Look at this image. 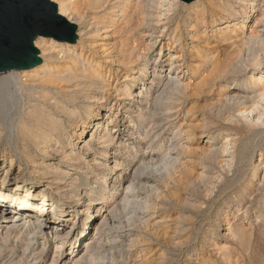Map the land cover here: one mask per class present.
Listing matches in <instances>:
<instances>
[{"label":"bare ground","instance_id":"obj_1","mask_svg":"<svg viewBox=\"0 0 264 264\" xmlns=\"http://www.w3.org/2000/svg\"><path fill=\"white\" fill-rule=\"evenodd\" d=\"M51 1L59 14L75 25L74 42L60 43L39 37L34 45L39 52L40 65L0 73V251L4 249L8 255H13L8 261L0 259V264H45L44 255L50 257L48 264H114L110 258L114 244L103 246L101 240L109 230L105 228L114 222L116 211L125 212L131 204L136 205V196L132 200V193L143 183L141 176L151 161L148 151L162 129L155 127L157 122L150 111L153 106H160L175 96L174 93L187 94L191 86L192 94L197 96L210 92L216 81L243 71L244 75L250 67L254 72L243 82L246 92L238 94L236 99L252 103L255 109L238 111L236 117L256 124V128L261 126L262 130L257 129L254 135L264 133V71L261 68L264 65V0H194L189 4L179 0ZM178 6L185 11L182 26L187 29L188 53L194 61L190 75L196 80L191 86L180 78V51L166 59L169 44L160 43L157 58L153 61L149 58V52L158 48L156 39L159 37L154 36L163 33L157 30L161 27L164 30L171 22L166 13ZM181 30V26L176 25L168 34L175 43L181 41ZM259 46L262 52L254 53ZM242 54L244 60L239 58ZM166 63H169L167 71L157 70ZM221 87L219 82L215 97L229 98L230 85L225 91ZM176 107L174 115L181 116L182 109L175 103L167 105L164 112L175 111ZM174 120L178 121V117ZM178 124L180 134L176 132L177 135H186V142H191V137L183 130L184 121ZM233 144L223 135L212 142L213 161L227 174H231L238 160ZM257 150L264 153L260 145ZM258 155L255 159L248 158L254 165L253 173L243 182L236 199L221 203L217 208V224L222 226V232H228L227 239L239 247V251L236 247L228 250V245L217 248L212 244L214 254L220 256L223 264H243L239 253H247L253 246L250 239L243 238L241 227L244 225L241 224L246 218L247 204L252 203L248 193L253 188L257 193L264 183V157ZM246 196L249 201L244 202ZM231 205L236 213L232 225L226 219ZM252 232H247L249 237ZM110 239L106 240L112 242ZM208 240L206 237L205 241ZM126 243L124 251L120 250L125 257L119 253L123 264H158L162 259L160 255L158 261L154 259L156 256L147 259L146 255L129 263L134 258L133 241ZM179 244L174 243V246ZM103 254L107 258L102 259ZM192 257L197 264H216L210 257L202 259L197 251ZM254 257L252 252L247 253L248 262Z\"/></svg>","mask_w":264,"mask_h":264},{"label":"rangeland","instance_id":"obj_2","mask_svg":"<svg viewBox=\"0 0 264 264\" xmlns=\"http://www.w3.org/2000/svg\"><path fill=\"white\" fill-rule=\"evenodd\" d=\"M166 15H168L171 18V22L166 26V28L164 30L162 27H161L162 29L159 28V30H157L158 32L163 31V33L160 34V36H158L159 34L154 36V37H159L158 39H156L158 48L155 47L154 49H152L149 52L150 61H153V59L157 58L160 43H161V45L164 43H165L164 45L169 44V47L167 49L168 51L166 52L167 56H165V58L167 59L172 54L180 51V59H179L180 69H179V72H182V73H179V74H180L181 81L183 80L185 84H189L190 86L194 85L196 78H194V77H192V75H190L192 72V69L190 67L192 66V64L194 62V61H192L193 56H191L188 53L189 41L187 38H185L186 34H187V29L183 28V26H182L183 25L182 20L185 17L184 8L178 6V7L174 8L172 10V12L171 11L167 12ZM176 25L181 26V29H182L181 30V41H180V43H175L176 41L174 42L171 40L172 39L171 35H168V34H170L171 29H173ZM183 32H184V34H183ZM166 37L168 38V40ZM164 39H165V41H164ZM182 46H183V48H182ZM165 49H166V47H164V50ZM256 49L257 50H255L254 53L260 54L262 52L260 46L257 47ZM239 58L243 59V60L245 59L243 54H242V56L240 55ZM180 60H182V61H180ZM239 66L241 67V64H239ZM168 68H169V63H166L163 66H160L157 70L158 71H163V70L167 71ZM261 68H263V71H264V65ZM246 70H247L246 74H244V75H243V73H244V71H243V73L238 74L237 76H235V74H233V75H229L228 77L224 78L223 80L216 81L210 92L206 91L202 95L197 96V95L192 94V92H191L192 86H191L190 89L187 91V94H186V92L183 93L181 91L174 93L175 96L172 95L171 99L163 101L160 104V106L155 105L151 108L150 111L152 113L153 118L155 119V123L157 122L155 124L156 125L155 127L160 128V126H161L162 129L160 130V136H158V138L155 141H153L154 143H152V144H154V145L151 146V148L148 151V153L150 155L149 160H151V161L148 162L149 165L145 166L146 168H144V169H146V170L143 172L145 174H143V176H141L142 182L145 183L146 185L141 183V184H139L138 187L136 186V188H134V191L136 190V192L132 193L133 198H131V199L134 200L135 196H136V199L138 200V201H136V199H135L136 205L134 204V201H132V203L134 205L131 204L130 207L127 208V210L125 212H122L119 210L116 211L117 213H115L113 215V218H112L114 222H112V224H110L107 228H105L106 230H108V229L109 230L105 231L106 236H105V238H102V240H101L103 242V243L101 242V245H103V246H105V245L107 246L111 243L114 244L115 249L112 250V256L110 257V258H113L114 264L115 263L116 264H121V263L123 264L124 263V260H122V258H120V256L123 255V257H125V254L123 252H120V250L124 251L125 245H127L126 242H131V241H133L132 246L134 247V248L133 247L131 248V252H133L135 256L133 255L134 258L131 259L129 261V263H132V260L136 262L137 259L140 260L141 258H145L146 255L148 257L147 259H149L151 257L153 258L156 256L154 259H156L158 261L159 255H160V256H162V259L159 260L158 264H197L194 260V257L191 258V255H193V253H195L197 251L198 255H201L202 259H209V257H210V259L215 261L216 264H223L220 262V260H221L220 256L214 254L213 245H216V247L228 245V247H227L228 250L236 247V249L239 251L238 245L235 242H233V240L227 239L228 232H225V231L222 232V226H220V224L219 225L217 224V219L215 217L217 215V211H218L217 208H218L219 204L224 203L226 201L231 202V201L235 200L239 194V191L242 188L243 182L245 181V179H247V177L249 178L251 176V174L253 173L252 169H254V165H251L249 163L248 158L249 157H254V159L258 158V156H259L258 154H261L262 157H264V153L263 152L258 153V150H257L258 145H260V146H262V148H264V141H263L264 140V136H263L264 133L263 132L258 133L259 136L256 133L255 134L256 138L254 135L256 130L258 129L257 131H259L262 127L258 125V128H256L257 127L256 124H254V125L249 124V123H247V121L238 120L236 117L238 111L242 110L244 112V111L249 110L247 112H252L255 109L254 106L251 105L252 103H246L242 100L237 101V99H236V96L242 95L240 93L246 92L245 88H243L244 87L243 82H247L248 76L252 72H254L252 69H250V67H247ZM232 76H234V77H232ZM191 79H193L194 81ZM219 82L221 83V86H222L221 90L225 88L223 91H225L227 89V87H229V85H230V87L228 88V90L232 92L231 96H229L230 99L229 98L224 99V98L215 97L217 94L216 90H217V86H218ZM238 89H239V91H238ZM238 94H240V95H238ZM208 95H210V96H208ZM232 96H233V98H232ZM213 98H214V101H213ZM176 99H178V100H176ZM207 99H209L210 101H208ZM216 100H217V103H216ZM222 100H225V101H222ZM189 101H191V102H189ZM163 103H165V104L163 105ZM170 103L171 104L175 103L177 106H179L178 109L179 108L182 109V110L180 109L181 113H182L181 116L179 114L180 117L178 115L177 116L174 115L176 110H177V107H176L175 111L172 110L170 112L169 111L164 112L165 110H167L166 109L167 105H169ZM181 103H182V105H181ZM247 104H249V105H247ZM153 108H155V109H153ZM186 108H188V109H186ZM152 110H154V111H152ZM184 110H186L187 112L189 111V112L187 113ZM155 115L158 116L159 118L156 117ZM170 115L172 116V118ZM175 117H178V121L174 120ZM182 117H184V118H182ZM164 118L167 119V121ZM172 121H174V122H172ZM181 121H184V125H185L184 127L185 128H183V130L185 131V133L187 135H189L191 137V142H188V143L186 142L187 139L184 138V137H187L186 135H181V136L177 135V133L180 134L179 133L180 132V126L178 123H180ZM191 121H192V123H191ZM158 123H160V124L162 123L163 125L162 124L160 125ZM176 125L179 127H177ZM241 125H242V127H241ZM163 126H164V128H163ZM175 127H176V130H175ZM171 130H172V132H171ZM174 132L175 133L177 132V133L174 134ZM216 135L217 136L218 135L228 136L229 141H231V143H234L233 144L234 149L237 152L234 149H233V151L235 152V155L238 159V160H236L238 164L237 163L233 164V169L231 171V174H227L226 172H224L223 169L219 168V166H216V164L213 161V158L211 156L212 142L217 137ZM254 139H255V141H254ZM252 142H253V144H252ZM254 142L255 143L257 142L258 145L255 144ZM177 143L181 147L178 146ZM157 145H159V146H157ZM184 145L185 146L187 145L186 148ZM251 145H253L255 147H253ZM209 147L211 149H209ZM171 148H173V149H171ZM179 150H181V151H179ZM253 150H254V152H253ZM241 152L244 154H240ZM249 152H250V154H249ZM164 155H166V156H164ZM175 155L179 156L178 161L176 160ZM240 155H242V157L246 156L245 159L243 158L244 161H246V162L243 161V159L241 158ZM156 158L159 160H157ZM160 158H162V159H160ZM167 158H169V159H167ZM152 159H155L156 161L155 160L153 161ZM157 161H158V163H155ZM179 161L181 164L179 163ZM201 162H203V163H201ZM160 164H162V165H160ZM163 165H164V167H163ZM173 167H175V168L173 169ZM242 167H243L244 171L242 170ZM147 168H149V169H147ZM234 170L236 171V173ZM148 171L150 172L151 176L149 175ZM151 171H153L155 173H153ZM165 174H166V177H165ZM157 178H159V179H157ZM229 180L231 181V183ZM232 184L234 186H232ZM240 184H241V186H240ZM150 187H152V190ZM137 188H139L141 191L140 192L137 191V190H139ZM148 188H149V190H148ZM173 188H175V189H173ZM142 190H143V192H142ZM254 190H255V188H253L248 193L247 196L250 195L249 198L247 196L244 197V202L251 200L252 203H251V205L247 204L249 206H248V211L246 213V218H245V221L244 220L242 221L243 224H241V226L244 225L243 226L244 228L241 227V230H244V231H241V232H242V235L245 234V237L243 236V238H247L246 240L250 239L249 242H252L251 245H253L250 247V249L248 250L247 253L250 254L252 252L253 256H255V257L253 258V261L250 263L247 261V253H239L241 255V257H239V259H241V260L244 259L243 264H247V263L248 264L249 263L250 264H264V227H263L264 221H262V220H264V214H262V212H264V199H263L264 198V183L262 185H260L259 191H261V192L263 191L262 193L259 191L257 193H255ZM160 191H162V192H160ZM145 194H147L148 196ZM240 197H239V199H241ZM253 197H255V198L253 199ZM247 198L249 200H246ZM149 199H151V202ZM155 200H157V201H155ZM197 202H198V205L195 204ZM233 203L236 204L235 201ZM137 204L138 205L141 204V205L138 206ZM154 205H156V206H154ZM136 206H138V207H136ZM241 206H243V205H241ZM26 209L28 211H32L33 213L37 212L35 209H32V208H26ZM242 209L244 210L245 207ZM133 210H137L136 214L132 213ZM259 212H261V214ZM125 213H127V214H125ZM247 214H248V216H247ZM258 214L261 215L260 216L261 219H260ZM131 215H133V216H131ZM141 215H143V216H141ZM235 215H236L235 208H234V206L231 205L230 209L227 211V216H226L228 223H230L231 225H232V223H234L233 218ZM257 215H258L259 219H258ZM121 216L123 218H121ZM55 217L56 216H54L53 218L55 219ZM135 217L138 219L137 221H135L136 220ZM255 218H257L256 221H255ZM120 220H121V223H120ZM143 220H144V222H143ZM145 220H146V222H145ZM134 222H136V223H134ZM118 223H120V224H118ZM122 223H123V226L126 227V229H125V227L121 226ZM125 224H127V225H125ZM162 224H165V225H162ZM116 228H117V230H116ZM245 228H246V230H245ZM247 228H249V229H247ZM251 230L253 232L251 233L252 235L249 237L247 232L249 233V231H251ZM206 231H210L211 233L209 235L208 234L206 235L205 234ZM206 237L208 239H210L207 242L205 241ZM110 238H112V242H109L111 240ZM114 238H117V239H114ZM127 238H129V239H127ZM135 238H136V240H135ZM106 239H108L109 241ZM105 240L107 241V243ZM126 240H128V241H126ZM175 240H176V242H174ZM253 241H254V243H253ZM179 242H180V244L178 246H174V243L178 244ZM213 242H216V243L214 244ZM170 243H172L173 246H172V244L170 245ZM206 244H207V246H206ZM258 245H261V246H258ZM117 246H119V247H117ZM160 250L162 251V253ZM199 251H201V252L199 253ZM7 252H8L7 250L1 249L0 259L2 261L11 260V257L13 255L12 254L8 255ZM44 254H46V252H44ZM138 254H140V256ZM143 255H144V257H143ZM46 256L44 255V257H45L44 262H45V264H48L50 257H48V256L46 257ZM44 257L42 256V258H44ZM103 257L107 258V255L103 254V256H101V258L103 259ZM101 258L98 257V259H101ZM108 258H109V256H108ZM192 260H193V262H191Z\"/></svg>","mask_w":264,"mask_h":264},{"label":"water","instance_id":"obj_3","mask_svg":"<svg viewBox=\"0 0 264 264\" xmlns=\"http://www.w3.org/2000/svg\"><path fill=\"white\" fill-rule=\"evenodd\" d=\"M75 32L51 0H0V73L40 65L34 45L39 37L70 44Z\"/></svg>","mask_w":264,"mask_h":264}]
</instances>
